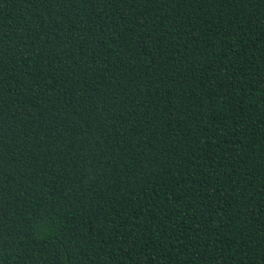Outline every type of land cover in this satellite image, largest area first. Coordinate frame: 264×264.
<instances>
[{"label": "trees", "instance_id": "trees-1", "mask_svg": "<svg viewBox=\"0 0 264 264\" xmlns=\"http://www.w3.org/2000/svg\"><path fill=\"white\" fill-rule=\"evenodd\" d=\"M0 264H264V0H0Z\"/></svg>", "mask_w": 264, "mask_h": 264}]
</instances>
